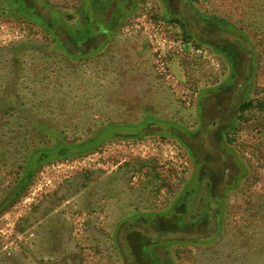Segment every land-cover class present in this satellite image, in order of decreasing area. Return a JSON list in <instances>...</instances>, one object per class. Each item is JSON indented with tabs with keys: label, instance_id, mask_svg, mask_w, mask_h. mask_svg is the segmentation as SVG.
Masks as SVG:
<instances>
[{
	"label": "rangeland",
	"instance_id": "1",
	"mask_svg": "<svg viewBox=\"0 0 264 264\" xmlns=\"http://www.w3.org/2000/svg\"><path fill=\"white\" fill-rule=\"evenodd\" d=\"M45 1L85 36L84 0ZM25 2L0 0V202L35 152L54 156L0 213V264H264V0L195 2L254 48L247 92L216 95L235 82L231 70L241 74L240 55L184 38L162 19L161 0H144L105 47L80 58L24 19ZM183 6L176 16L194 23L193 38L214 36ZM245 99L252 107L240 113ZM211 122L203 141L189 142ZM87 144L100 148L69 150Z\"/></svg>",
	"mask_w": 264,
	"mask_h": 264
},
{
	"label": "trees",
	"instance_id": "2",
	"mask_svg": "<svg viewBox=\"0 0 264 264\" xmlns=\"http://www.w3.org/2000/svg\"><path fill=\"white\" fill-rule=\"evenodd\" d=\"M31 1L32 2L30 4L28 0L27 2H25L26 7L29 8L28 11L31 15L27 18L24 17V19L28 20L30 24L35 22L42 25L47 32L51 33L54 36V40L58 42L59 47L67 55L75 58H80L92 56L99 52L101 48L105 47L108 38L113 36L117 31H119V29H122L125 25H127L131 18L138 15L140 6L142 5L144 0H84L80 8V13L84 18V23L82 25L86 27L87 31H84L85 36L79 39L73 36V31H71V29H74L73 26L67 24V20H69L70 16H65L63 18V15L60 14L57 9L52 7L45 0ZM161 1L164 3V13L162 15V19L171 27H179L184 38L188 39V35L193 41L199 42L201 44L203 43L205 45H212L211 47L219 49L220 51H222V53H224L227 48L229 50L231 48H234L237 51L238 56L240 55L241 76L239 74L237 75L236 70H231V75L233 76L232 79L235 82H230V84H227L226 82L225 84H222L220 88L212 90L211 94L216 95L218 93L220 94L223 91H230L231 89L235 90V92H247V90L249 89L247 88V86H249L251 83V71H254V68L257 66L254 56V48L252 43L248 40V37L243 34L240 29H237L235 26L225 20H221L219 18H213L209 21L205 20V17L201 15L195 7V2L197 0H174L171 4L168 0ZM98 3L100 4L97 5ZM183 3H187L188 8H193L197 17L207 22L209 29H213L214 36L211 35L202 38L199 37V41L196 38H193V35L197 36L193 31V28L195 27L194 23H190L191 25H187L184 21L176 16L180 14V11L183 12V10H186L185 6H183L182 9L179 8ZM97 10L98 13L101 10L108 11V15L105 14L103 16H96ZM215 41L219 42L220 45L218 46L217 43L215 45ZM188 42L190 41L188 40ZM73 48L74 50L76 48L79 50L77 52H73ZM215 48H212V50H216ZM202 107L203 106H201V109ZM251 107L252 102H248L245 99L239 105L238 110L240 113H243ZM201 117H203V114L201 115ZM202 120L204 121L203 118ZM215 125L216 122H211L208 123V125H206L205 127L201 126L198 133L190 131L188 133L189 142L192 141V143H194V141H203L205 139V136L215 129ZM221 132V146L223 149L230 150L229 142L227 139H225L224 136V130H221ZM99 148L100 146L89 147V144H87L84 146H80L78 149L76 147H70L69 150H71V152H74V155H76L75 157H77L96 152ZM64 150L65 152L63 151L59 153L61 157H67V153H69L68 149ZM75 152L78 153L75 154ZM48 153L49 152L47 151H41L35 152V154H33V156L30 158V162H28L26 166L22 168L23 172L19 180L17 181L16 187L9 193V195L6 196V198L2 200V202H0V213L4 209H6L10 205V203H12L14 200H17L19 196H21L27 190V188L31 186L36 170L40 168L42 164L46 162V160L51 158V156H54V154L50 155ZM72 155L73 154L69 156ZM208 189L209 187H207V190ZM213 200L217 199L213 198ZM176 213L179 214L178 211L175 212V214ZM175 214L174 216H176ZM159 217V215H155L154 219L156 220L151 217L148 219L154 221L151 223H155L157 222V220H159ZM139 221H141V219ZM146 223L150 224V222ZM124 226H126V230L128 231L131 229V224H127Z\"/></svg>",
	"mask_w": 264,
	"mask_h": 264
},
{
	"label": "flooded vegetation",
	"instance_id": "3",
	"mask_svg": "<svg viewBox=\"0 0 264 264\" xmlns=\"http://www.w3.org/2000/svg\"><path fill=\"white\" fill-rule=\"evenodd\" d=\"M203 116H204V115H203ZM200 128H201V127H199L197 130H194V132H197V133H198L199 130H200ZM199 163L202 164V160H201V159H199L198 164H199ZM196 165H197V163H196ZM199 170H200V166H199V169H198L197 171H199Z\"/></svg>",
	"mask_w": 264,
	"mask_h": 264
}]
</instances>
